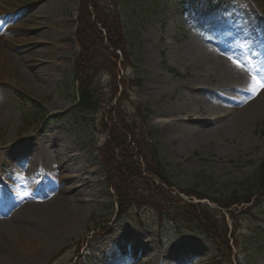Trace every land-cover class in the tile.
I'll use <instances>...</instances> for the list:
<instances>
[{"label": "rangeland", "instance_id": "1", "mask_svg": "<svg viewBox=\"0 0 264 264\" xmlns=\"http://www.w3.org/2000/svg\"><path fill=\"white\" fill-rule=\"evenodd\" d=\"M81 1L0 0V55L18 56L28 78L6 62V68L0 67V76L6 78L0 80V222L21 214L22 228H40L43 235L27 248L9 231L7 240L0 239V264H239V259L242 264H264V198L229 210L218 206L224 220L220 216L213 220H219L218 227L224 221L229 231L218 240L170 222L160 225L148 209L116 213L115 194L98 159V147L109 139L102 123L111 107L110 87L103 89L105 109L99 113H77L73 106L72 67L78 51L74 32ZM119 1L134 55L125 59L120 54L119 79L128 77L130 83L135 75L141 80L138 88L128 87L122 104L127 116L138 121L146 111L145 124L158 131L160 152L181 179L226 192L240 186L264 158V87L257 83L255 91L240 88L247 90L248 98L259 97V103L256 116L239 131L218 129L212 118L194 116L195 112L190 119L175 116L174 106L188 104L181 85L202 74L204 65L194 62L210 44L224 50L220 53L244 73L263 72L252 75L264 84V0ZM190 43L194 49L183 53ZM109 80L108 73L99 77L102 86ZM121 89L113 94L112 104L122 100ZM192 92L209 94L210 88L195 86ZM231 92L239 95L238 90ZM203 102H192L195 111ZM228 104L222 105L229 109ZM194 126L213 130L196 134ZM65 146L84 161V171L67 156L71 152L58 154ZM88 170L97 171L99 176L92 173L96 186L90 193H79L75 186L82 188L80 178ZM40 180L45 184L38 186ZM59 194L73 203L91 202L80 213L67 203L58 208L65 223L77 221L73 226L43 220L31 207Z\"/></svg>", "mask_w": 264, "mask_h": 264}, {"label": "trees", "instance_id": "2", "mask_svg": "<svg viewBox=\"0 0 264 264\" xmlns=\"http://www.w3.org/2000/svg\"><path fill=\"white\" fill-rule=\"evenodd\" d=\"M77 20L74 35L78 51L72 67L76 94L74 111L99 113L105 109L103 89L110 87L112 97L107 102L111 107L102 123L109 139L98 147V158L105 167L106 183L115 193L119 214L125 215L128 208L139 207L153 212L160 225L170 222L179 229L215 240L220 234H227L228 227L219 210L200 202H186L179 194L206 198L225 209L250 203L254 197L264 198V158L242 185L228 192L209 183L203 186L197 181L181 179L160 152L158 131L145 124L146 111L138 116V121H131L122 107L128 87L138 88L141 80L135 75L130 83L128 77L119 79L120 54L123 53L125 59L134 57L120 13V1L82 0ZM122 64L125 66V62ZM105 73L110 75V80L102 86L99 77ZM119 87H122L123 98L112 104L113 94L119 93ZM175 191L178 194H174ZM219 216L222 223L218 227L219 220L215 223L213 219ZM239 264H242L241 259Z\"/></svg>", "mask_w": 264, "mask_h": 264}, {"label": "bare ground", "instance_id": "3", "mask_svg": "<svg viewBox=\"0 0 264 264\" xmlns=\"http://www.w3.org/2000/svg\"><path fill=\"white\" fill-rule=\"evenodd\" d=\"M262 21L264 22L263 17ZM260 26L261 24L258 23L257 27ZM193 43L196 45V42ZM1 45L2 43L0 42V46ZM184 49L186 51L181 50L183 53L190 52L194 49L193 44L190 43L186 46L184 45ZM220 50L222 49L215 48L213 44H210L209 47L199 51L201 59L199 61H195L194 63L204 65V67H202V74H200L199 76L197 75V77L195 76V80L191 78L194 80V82H190L188 80L182 83L181 87L185 89L189 102L188 104H184L182 106H174V112H176V115H174L179 116L181 114H184L187 119H190V116L195 112L193 114L194 116H199L203 119L209 118L210 120L212 118L214 120V123H216L218 129L224 127L227 130L229 129L239 131L240 129H245L249 121L256 116L257 107L259 103V97L254 99L253 94L252 97L248 98L246 97L247 95H245L244 93L247 92V90H240V88L244 89L247 87H254L253 90L255 91V85L256 82L259 80V77L257 76V80L256 82H254L247 73H244L242 68L238 67L237 63L234 60L224 56V54H221ZM223 51L224 50H222V52ZM1 61H4V64H2ZM5 62L6 64H10L14 71L18 72L24 78H27L25 70L22 71L21 60L18 56L4 52L0 55V67L4 66L6 68L7 66L5 65ZM259 73L260 75H263V72L259 71ZM2 79L4 80L6 78H4V76L3 78L2 76H0V80ZM194 84L195 86L208 85V87L210 88V93L208 94L207 92H200L198 95L195 94V92L193 93L192 90H194L195 88ZM157 85H160V83H157ZM232 90H238L239 95H234L231 92ZM262 93H264V90L261 91V94ZM206 95L208 99L203 100ZM195 100H197L198 102L205 101L203 102L205 104L200 103V105H198L197 111H195V109L193 108L192 103L195 102ZM224 101H226V103H229V109L222 105ZM215 105L218 106L215 107ZM181 119L182 118H178L176 120L178 123H180ZM192 129L196 134H210L213 130V128L205 130L201 128V126H194V128ZM63 151L66 155L68 152H71L67 156H70L74 166H76L77 168L80 167V171L85 170L86 166H83L84 161L80 158V156H78L77 154H73L72 151L69 150L66 146L59 149L58 154H61ZM47 153L48 152L46 151V154ZM65 167H67V165ZM92 173L98 175L96 170L95 172H93L92 170H88V175L85 176L87 178H80V185L82 188L77 189V187L79 188V185L75 186V189L79 193L87 191L88 193H90V190L92 189L91 187L96 186V178L92 176ZM97 178H100L101 180V177ZM39 182L40 183L38 184V186L45 184V182L42 180H40ZM72 187L70 186V188ZM66 203L68 204V207H72L78 213L83 212L84 206L91 204L90 200L87 199H80L79 201L73 203V200L71 198H67L65 196L63 197L62 194L61 196L51 197L47 201H43V203L38 202V204H33L31 205V207L33 208V210L37 208L36 211L38 212L40 218H42L43 220L61 222L67 226H73L77 221L72 219L70 220V222L68 221V223H65L61 210L58 209L60 207H65ZM8 220H10V223L8 222L9 225H4V223H6ZM3 221L4 222H0V239L2 237H5L7 240V234L9 233V231H12V233H14L16 237L24 240V243L27 248L34 247L31 243L33 242V240L36 242L42 240L41 237L43 235L41 232L42 230L40 228L27 230L21 227V223L24 222V219L21 214L19 216H15V214H13L12 216L10 215V217Z\"/></svg>", "mask_w": 264, "mask_h": 264}, {"label": "snow or ice", "instance_id": "4", "mask_svg": "<svg viewBox=\"0 0 264 264\" xmlns=\"http://www.w3.org/2000/svg\"><path fill=\"white\" fill-rule=\"evenodd\" d=\"M257 83L259 84L260 82H259V81H257ZM260 86L264 87V84H261Z\"/></svg>", "mask_w": 264, "mask_h": 264}]
</instances>
